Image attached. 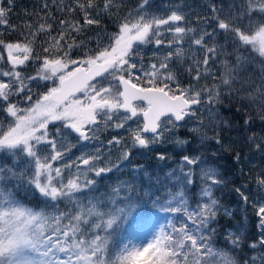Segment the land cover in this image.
Returning <instances> with one entry per match:
<instances>
[{
	"label": "snow or ice",
	"instance_id": "obj_1",
	"mask_svg": "<svg viewBox=\"0 0 264 264\" xmlns=\"http://www.w3.org/2000/svg\"><path fill=\"white\" fill-rule=\"evenodd\" d=\"M148 2L142 0L136 15L130 12L121 18L115 0H102V5L100 0H70L68 4L51 0V5L42 0L43 15L25 10L26 16L35 15L39 22L25 21L21 39H0V62L8 66L6 70L0 68V111L8 118L6 125L0 124V154L13 157L11 167L0 166V264H237L212 242L215 229H211V223L219 209L212 189L221 183L216 170H201L205 185L200 203L193 208L186 198V187L194 183L191 166L199 163V156L183 155L178 170L166 173L163 180L157 177L156 186L148 193L155 211L135 214L133 210L141 207L142 198H134V184L121 181L99 192L98 178L118 170L120 163L97 167L100 149L83 152L75 160L63 163L71 150L64 144L65 132L74 133L78 142H89L98 140L97 133L102 129H125L129 121L136 122L135 127L127 128L130 143L120 157L126 161L131 148H149L162 140L169 125L178 127L187 117L194 116L193 106L201 104L203 97L212 105L219 103L222 86L230 93L243 91L245 83L237 78L245 58L237 56L230 63L232 54L222 53L223 46L205 43L214 41L217 30L226 34L225 40H230L236 50L248 51L250 47L249 56L264 58V0H243L235 15L229 11L227 20L219 18V10L213 4L209 10L211 19L217 21V29L191 40L190 46L201 49L203 56L191 59L185 71L196 83L209 76L214 83L198 89L192 83L184 86L171 62L185 61L182 43L197 30L179 26L185 19L179 7L165 18L144 14ZM7 4L8 8L0 6V25L8 24L6 17L14 0H7ZM53 5L56 11L69 16L82 14L83 22L59 19L56 34L52 35L54 25L48 21L56 19ZM104 14L117 21L116 30L107 36V44L101 45L98 40L96 47L90 48L92 37L85 35V29L99 27ZM254 16L258 19L253 20ZM245 20L247 24L243 23ZM203 22L207 23V18ZM162 29L173 38L165 40ZM41 36L46 39L40 42L37 52ZM148 43H154L157 50L166 47L167 52L157 58L158 63H150L145 69L137 49ZM81 48L83 56L73 59V50ZM222 54L226 57L222 61L224 71L216 76L210 62ZM29 62L38 65L34 75L20 70ZM237 82L241 83L240 89H233ZM33 84L45 90L34 93ZM247 87L251 89L252 85ZM261 89L264 80L253 89L250 98L264 97ZM55 122L63 127L50 132L49 125ZM216 142L220 140L217 138ZM175 143L182 148L189 141L178 138ZM112 145H124V138L113 136L107 141V146ZM156 158L166 159L163 154ZM235 159L239 160V154ZM57 162L59 166H55ZM142 171L134 169L137 173ZM164 181L172 183L176 190L167 189ZM257 183L264 186V176L258 177ZM161 187L166 191L158 195ZM21 188L25 196H38L42 207L24 204L18 198ZM236 191L248 201L240 189ZM253 206L262 230L259 243L264 247V203ZM141 229L146 233L144 242L128 238ZM233 236L228 234V242L235 248L239 237ZM250 247L255 249L256 244ZM244 264H264V254L253 256Z\"/></svg>",
	"mask_w": 264,
	"mask_h": 264
},
{
	"label": "trees",
	"instance_id": "obj_2",
	"mask_svg": "<svg viewBox=\"0 0 264 264\" xmlns=\"http://www.w3.org/2000/svg\"><path fill=\"white\" fill-rule=\"evenodd\" d=\"M42 0H14V5L11 7L6 19L7 25H0V39L6 41H15L21 39L20 31L23 30L25 21L29 23H37L35 15L26 16L25 10L29 13L37 12L40 15V4ZM51 5V0H48ZM243 0H149L143 12L149 16L165 18L171 14V11L180 8L185 16L184 21L179 22V26L186 28H196V33L188 34L182 43L185 50V61L183 63L173 60L171 67L173 71L179 72V79L182 85L187 86L190 83L198 89L204 85H211L214 83L211 76L206 79H201L198 83L191 80V76L185 71L191 59L202 58L203 51L196 46H190L191 40L199 38L202 32H212L217 29V21L211 19L212 12L209 10L210 6L215 4L218 8V16L220 19H229V11L233 15L240 9ZM65 4L70 3V0H64ZM102 5V0H100ZM118 5L119 14L122 18L128 13L136 15L139 12V5L142 0H115ZM236 7L233 8L232 5ZM0 6L8 8L7 0H0ZM55 15V21L49 20L53 23L54 31L52 35L56 34L59 19H78L83 22L82 14L73 13L69 16L67 13H60L56 11L55 6H52ZM117 9H113L116 12ZM207 18V23L204 19ZM253 20L258 17H252ZM117 21L110 15L104 14L101 17V24L99 27L87 26L85 35L92 37V43L88 46L95 48L99 40L101 45L107 44V36L116 30ZM247 24V20L243 22ZM13 26H17L13 31ZM242 26V25H237ZM162 31H164L162 29ZM225 33L222 30H217V34L213 40H206L205 43L211 46L213 42L217 45L223 46L220 51L222 53H231L230 63H234L237 56L245 58V66L241 70V75L237 78L238 81L244 82L245 87L243 91H234L230 93L228 88L221 87V98L219 103L209 105L207 97H203L202 103L193 106L194 116L187 117L185 121L181 122L178 127H169V131H165L160 142L151 144L147 149L131 148V155L128 160L121 161L120 157L130 142L128 141V127L136 122L129 121L125 129H115L108 127L106 130L102 129L97 133L99 139L91 140L89 142H78L74 133L65 132L64 144L66 147H71L68 156L63 163H68L70 160H75L83 152H94L100 149L101 160L97 165L100 167L109 166L120 163L121 167L118 170H113L110 173L98 178L97 184L99 192H104L108 187L115 186L121 181H129L134 184L136 191L133 193L135 197H141V207L134 209V214L139 211L152 212L155 211L152 201L148 199V193L153 186H156V178L161 180L166 173L172 170H178L181 157L183 155L199 156L200 161L197 165L191 166L193 170L194 183L188 185L185 189L188 203L194 208L201 202L200 192L205 185V181L201 177V170L213 168L217 172V177L221 181L220 184L213 186V198L218 201L219 209L217 216L211 223V229H215L213 236V246L217 249L226 251L232 256L237 264H244L246 260L251 257L264 254V247L260 246V239L262 230L258 227L259 218L256 215L254 204V193L252 190L246 188L245 176H264V97L256 95L255 99L250 98L253 89L261 84L264 80V63L262 59H253L249 56L251 48L245 51L243 48L236 50L232 42L225 40ZM83 39L84 37H80ZM173 37L164 31V39H172ZM46 37L41 36L37 40V52L40 51L39 44ZM174 50V49H173ZM138 53L143 57V66L147 69L150 63H158V57L162 58L166 54L167 48L161 47L157 50L154 43L141 45L137 49ZM84 49H74L71 53L73 59L82 57ZM255 55V54H253ZM6 56V54H5ZM225 55H220L215 62H210V68L219 76L224 71L222 61L225 60ZM139 59V58H138ZM7 65L0 62V68L7 69ZM37 64L29 62L21 66L20 70L25 75H34ZM139 67V64H138ZM194 75V73H193ZM218 83L219 81H215ZM237 82L232 85L233 89H240L241 83ZM46 84L48 82H39ZM251 84L252 88L247 85ZM50 86V84L48 85ZM33 92L44 91L43 87L37 88L36 84L32 85ZM264 90V89H261ZM22 99V98H21ZM21 107H27L26 104H21ZM245 120H249L245 124ZM8 118L0 111V124L6 125ZM60 122H55L49 125V131L54 132L56 128H62ZM190 129H197L192 132ZM113 136L124 138V145L107 146V141ZM255 137V139H250ZM184 139L189 141L188 144L182 148L178 147L175 141L177 139ZM217 138L220 140L216 142ZM261 144V148L256 145ZM157 154L165 155L166 159L158 160ZM239 154V160L235 157ZM13 164V157L8 154H0V166H9ZM55 166H59V162ZM142 168V172H134V169ZM187 170V169H186ZM19 171V169H17ZM246 172V174H245ZM147 173V175H145ZM67 175V174H66ZM136 177L134 180L133 178ZM167 189H176L173 184L164 181ZM248 197L245 202L243 197L236 191ZM166 188L161 187L160 193L162 195ZM18 198L27 206L39 209L42 207L40 198L33 197L31 194L24 195V189L21 188ZM155 198V197H154ZM153 198V199H154ZM167 199V196L163 197ZM146 201V203H144ZM63 207V205H61ZM210 229V230H211ZM233 233L232 238L239 237V246L232 247L228 242V234ZM255 243L256 248L250 247Z\"/></svg>",
	"mask_w": 264,
	"mask_h": 264
},
{
	"label": "rangeland",
	"instance_id": "obj_3",
	"mask_svg": "<svg viewBox=\"0 0 264 264\" xmlns=\"http://www.w3.org/2000/svg\"><path fill=\"white\" fill-rule=\"evenodd\" d=\"M135 126H136L135 124H132V127H135ZM97 167H100V166L97 165ZM245 174H246V172H245ZM257 178H258V176H256V177L255 176L254 177L253 176H245V179L247 182L246 188L248 190H250V189L252 190V192L254 193L253 197L256 201V204H259V203H264V186L259 185L257 183ZM259 223H260V221H258V225H259ZM145 236H146V233L141 229V230H138L137 232L133 233L128 238L134 240V242H136V243H141V242H144Z\"/></svg>",
	"mask_w": 264,
	"mask_h": 264
},
{
	"label": "flooded vegetation",
	"instance_id": "obj_4",
	"mask_svg": "<svg viewBox=\"0 0 264 264\" xmlns=\"http://www.w3.org/2000/svg\"><path fill=\"white\" fill-rule=\"evenodd\" d=\"M138 103H141V102H138ZM140 121H141V118H140Z\"/></svg>",
	"mask_w": 264,
	"mask_h": 264
},
{
	"label": "water",
	"instance_id": "obj_5",
	"mask_svg": "<svg viewBox=\"0 0 264 264\" xmlns=\"http://www.w3.org/2000/svg\"><path fill=\"white\" fill-rule=\"evenodd\" d=\"M141 121H142V117H141Z\"/></svg>",
	"mask_w": 264,
	"mask_h": 264
}]
</instances>
